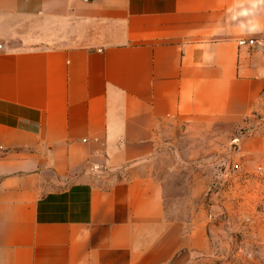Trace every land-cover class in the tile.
I'll use <instances>...</instances> for the list:
<instances>
[{
	"label": "crops",
	"instance_id": "crops-1",
	"mask_svg": "<svg viewBox=\"0 0 264 264\" xmlns=\"http://www.w3.org/2000/svg\"><path fill=\"white\" fill-rule=\"evenodd\" d=\"M0 43V264H182L173 121L246 130L264 169V0H0Z\"/></svg>",
	"mask_w": 264,
	"mask_h": 264
},
{
	"label": "rangeland",
	"instance_id": "rangeland-1",
	"mask_svg": "<svg viewBox=\"0 0 264 264\" xmlns=\"http://www.w3.org/2000/svg\"><path fill=\"white\" fill-rule=\"evenodd\" d=\"M245 133L222 120L173 121L161 133L151 171L163 191L166 257L264 264V169L236 154Z\"/></svg>",
	"mask_w": 264,
	"mask_h": 264
},
{
	"label": "built area",
	"instance_id": "built-area-1",
	"mask_svg": "<svg viewBox=\"0 0 264 264\" xmlns=\"http://www.w3.org/2000/svg\"><path fill=\"white\" fill-rule=\"evenodd\" d=\"M2 49V44L0 43V50Z\"/></svg>",
	"mask_w": 264,
	"mask_h": 264
}]
</instances>
